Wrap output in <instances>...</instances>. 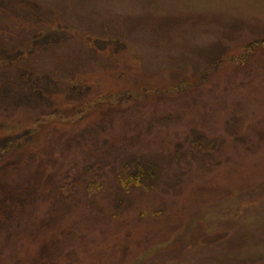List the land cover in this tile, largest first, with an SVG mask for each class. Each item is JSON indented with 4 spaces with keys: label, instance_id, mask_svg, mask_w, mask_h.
Here are the masks:
<instances>
[{
    "label": "rangeland",
    "instance_id": "obj_1",
    "mask_svg": "<svg viewBox=\"0 0 264 264\" xmlns=\"http://www.w3.org/2000/svg\"><path fill=\"white\" fill-rule=\"evenodd\" d=\"M0 264H264V0H0Z\"/></svg>",
    "mask_w": 264,
    "mask_h": 264
},
{
    "label": "trees",
    "instance_id": "obj_2",
    "mask_svg": "<svg viewBox=\"0 0 264 264\" xmlns=\"http://www.w3.org/2000/svg\"><path fill=\"white\" fill-rule=\"evenodd\" d=\"M140 178V173H137L136 175H135V179H139Z\"/></svg>",
    "mask_w": 264,
    "mask_h": 264
}]
</instances>
